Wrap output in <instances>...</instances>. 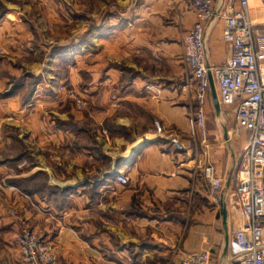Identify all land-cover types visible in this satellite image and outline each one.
I'll return each mask as SVG.
<instances>
[{
	"label": "crops",
	"instance_id": "crops-1",
	"mask_svg": "<svg viewBox=\"0 0 264 264\" xmlns=\"http://www.w3.org/2000/svg\"><path fill=\"white\" fill-rule=\"evenodd\" d=\"M20 12L18 45L10 44L9 23H0V45L7 50L0 69L22 76L18 67H26L37 80L26 96L8 98L2 115L5 124L18 129L20 145L18 156L12 157L7 151L14 143L8 138L0 143V264H21L14 237L24 225L54 246L57 264H117L130 255L142 261L155 253V246L169 248L170 231L188 226L187 217L177 219L174 214H187L189 202L195 207L190 209V229L203 224L204 202L221 225V192L217 199L211 194L203 170L211 165L224 184L232 159L234 173L239 165L247 134H233L234 110L223 107L233 122L226 125L228 147L217 127L206 130L205 143L190 136V96L184 90L180 54L181 38L195 14L186 0H38L24 4ZM221 31L218 18L205 37L211 64L222 63L227 55ZM156 56L161 59L159 72ZM45 70L51 75L44 76ZM128 70L136 75L127 76ZM77 71L89 75L86 86L98 87L95 98L103 99L97 114L85 117L98 119L99 141L87 131L76 132V114L55 88L79 82ZM47 85L56 90L50 102L41 94ZM47 104L50 110L44 109ZM109 119L119 132L115 137L101 127ZM155 119L172 128L184 151L172 147L166 129L164 135L155 134ZM80 138L86 140L77 143ZM22 160L29 167L9 176ZM120 172L129 179L127 187L115 182ZM39 173L42 178L34 183L41 180L46 188H34L29 195L28 178ZM13 180L21 182L20 188L10 183ZM232 188L233 177L228 195ZM227 222L230 241L229 202ZM155 229L164 233L157 235ZM201 239L193 232L181 257L199 251ZM107 254L115 260L108 261Z\"/></svg>",
	"mask_w": 264,
	"mask_h": 264
},
{
	"label": "built area",
	"instance_id": "built-area-1",
	"mask_svg": "<svg viewBox=\"0 0 264 264\" xmlns=\"http://www.w3.org/2000/svg\"><path fill=\"white\" fill-rule=\"evenodd\" d=\"M186 2L195 14L194 24L181 38L180 62L186 76L184 90L190 96L188 125L193 140L205 143L210 103L203 35L213 14L215 0ZM219 19L221 41L227 46V55L220 64L209 63V70L220 105L234 110L233 134H247L246 146L233 175V188L228 195L233 222L228 264H264V6L261 0H227ZM68 97L83 106L74 91H69ZM153 127L156 135H164L158 121L153 122ZM169 141L176 150H184L176 138H169ZM26 167L25 160L19 161L9 176L14 177L17 171ZM203 175L211 194L217 199L223 186L222 178L211 165L204 168ZM115 182L125 187L128 178L118 174ZM14 244L21 264L57 263L54 246L27 225L19 229ZM210 263L208 250L187 253L178 262Z\"/></svg>",
	"mask_w": 264,
	"mask_h": 264
},
{
	"label": "rangeland",
	"instance_id": "rangeland-1",
	"mask_svg": "<svg viewBox=\"0 0 264 264\" xmlns=\"http://www.w3.org/2000/svg\"><path fill=\"white\" fill-rule=\"evenodd\" d=\"M26 3L34 5V4L38 3V0H36L35 2H31L29 0H0V23L5 22V21L7 23H9V29H10L11 36L13 35V38H10L11 39L10 44L12 43V47H13V45H18V38H17L18 30H19V26L23 23V21L21 20V12L20 11H21V7ZM251 6H253L252 3H251ZM35 15H36V11L33 10L31 13V17L32 16L35 17ZM6 55H7L6 48L4 46L0 45V59H4L6 57ZM154 60H155L156 68H157L156 71L159 72L158 67L160 65L161 59L158 60V59L154 58ZM20 69H21V71H20ZM18 70H19V72H17V75L19 73H21L24 76L23 75L22 76H15V75L12 76V75L8 74L9 72L7 70H4L3 68L0 69V77L2 79H4V81H5V84L0 86V143L3 142L6 138L10 139L11 142L14 143V145L11 146L10 149L7 151L9 154H11L12 157H16L19 154V145L20 144H19L18 129H16L14 126H11L10 124H5L2 120L3 119L2 115L6 112L7 102L9 100L8 98H10V97L12 98L15 94H18V95L22 94V95L26 96L27 93L29 92V90H31L34 87V85L32 83H34V81L37 80V78L31 74V71L26 69V67L25 68L24 67H18ZM130 71L131 70H128L125 72L127 76L128 75L129 76H135L136 75L135 72L131 73ZM51 72H52L51 70H47V71L45 70L44 76H47V74L51 75ZM59 72L61 74L66 73L65 70L59 71ZM77 72H78L77 73V79H79L78 77H80L81 79L78 80L79 82H76L75 85L61 86L59 88L58 87H55V88H57L58 92H60L64 96V98L66 99V102L68 103V105H66V108L69 110H74V112L76 114V132H79L80 130L87 131L89 133L88 137L94 136L96 138V136H97V141H99V137H98L99 135H97V132H96L98 130L97 129L98 125H96V124H99V121H97L98 119L94 120L93 118H85V117H87L90 114L96 113V111L99 110L97 108L101 105L102 97L99 96L98 99L95 98V94L98 91H96L94 89H96L98 87L86 86L87 82L89 80L88 79L89 75L85 74L84 71H81V72L77 71ZM183 76L186 78L184 71H183ZM26 78L28 79L27 85L25 84ZM52 88L53 87H51V85L41 87V94H43L46 97L48 102L51 101V97L53 96L52 93H56V92H54L56 90H53ZM69 91H74L75 93L78 94L79 99L81 100V102H83L82 107L78 106V104L75 101L71 100L68 97ZM112 94H116V93L113 91ZM48 98H50V99H48ZM47 101H45V102H47ZM44 109L50 110L51 108L47 104V106L45 105ZM154 121H158L161 124V122L157 119L153 120L152 124ZM223 121H224L225 126L227 124L233 125L232 117H231L230 113H226L225 111H223ZM101 127L105 128V129L108 128L109 131H107V135L109 137H115L116 135L119 134V132L116 130V127L111 124V119L103 121V124H101ZM162 127H163V125H162ZM216 127H217V124L215 121L213 111H212V109H208L207 110V119H206V130L208 128L210 130H214V129H216ZM233 128H234V125L232 126V129ZM163 129H164V134L168 133L169 138H176L177 141L183 146V144L180 142L178 137L172 132L171 127L170 128L163 127ZM165 129H166V133H165ZM87 132H86V134H87ZM190 136H191V134H190ZM77 138H79V137H77ZM85 140H84V138L77 139V143H83V141H85ZM172 147H173V145H172ZM183 148H184V146H183ZM7 152H6V154H7ZM179 152H181V151H179ZM27 166H28V163H27ZM118 174H122V173L120 172ZM122 175H124V174H122ZM128 185H129V179H128V184L125 187H127ZM56 202L57 203L60 202L59 198L57 199ZM189 206H190V209L195 210L194 205L191 204L190 202H189ZM201 207H202V212H203V218L201 220H202L203 224L201 225V227H198L197 230L190 229L191 222L189 221V218H190V209L189 208H188L187 214H186V212L176 213V214H174V216L177 217V219H180V218L183 219V218L187 217L188 226L185 229L181 228L179 230L170 231L172 238H171V244L169 245V248L166 247V249H164V247H156L155 246L154 247V248H156L155 253L146 257L142 261H139V260H137L138 259L137 257L130 255V256H128L129 259H127V257L123 258L122 263H117V264H178L179 259H180L181 255L183 254L182 253L183 245L188 240V238H190V236L193 234V232H194V234H195V232L197 233V236L199 239L202 238L201 240L203 241L202 242L203 246L200 248H203V250H208L210 252L211 261L213 264L214 261H216L218 259V255L220 253V249H221V245H222V227L219 223V220L216 217H214V220L212 219V215H211L212 211L210 209V206H208V204L206 202H204ZM198 208H200V207H198ZM153 214L155 216L158 215V213H156V212H153ZM152 231L157 235H162V233H164L162 229H155ZM165 232L168 233L169 231H165ZM149 233H150V231H149ZM145 241H148V239ZM110 243H112V245L110 247L114 251L116 248L115 247V238L111 237ZM200 248L197 250H200ZM128 249L131 250L132 247H129ZM57 256H58V254H57ZM106 257H109L108 261L111 260V262H113L115 260L113 258L114 256H112V255L109 256L107 254ZM112 258H113V261H112Z\"/></svg>",
	"mask_w": 264,
	"mask_h": 264
},
{
	"label": "water",
	"instance_id": "water-1",
	"mask_svg": "<svg viewBox=\"0 0 264 264\" xmlns=\"http://www.w3.org/2000/svg\"><path fill=\"white\" fill-rule=\"evenodd\" d=\"M226 2L227 0H217L216 1L214 5L213 14L210 20L207 22L205 29H204L203 41H204V61H205V66L207 68V78H208V92H207L208 99H209L210 107L215 117L217 128L220 133V138L222 142L224 143V145L228 147L230 139L227 133L226 126L223 121V107L220 105L218 98H217L212 74L209 70L210 65L208 61L206 44H205V37L207 36V33L212 28L213 24L219 18L221 12L223 11V8L226 5ZM235 166H236V161L232 159V169L229 173V176L226 179V182L223 184L221 193H220L219 216H220V221H221L223 240H222V247H221L218 264H226L227 258H228L229 232H228V222H227V202H228L229 184H230L231 178L234 175Z\"/></svg>",
	"mask_w": 264,
	"mask_h": 264
},
{
	"label": "trees",
	"instance_id": "trees-1",
	"mask_svg": "<svg viewBox=\"0 0 264 264\" xmlns=\"http://www.w3.org/2000/svg\"><path fill=\"white\" fill-rule=\"evenodd\" d=\"M42 174H34V175H31L29 178H28V183H27V188H28V190H27V193L29 194V195H32V192L33 191H31V190H33L34 188H39V189H44V188H46L45 187V184L41 181V180H39L38 182H35L34 183V181L36 180L35 178L37 177V178H39V179H41L42 178V176H41ZM41 177V178H40ZM10 183H12L13 185H15V186H17L18 188H20V181L19 180H16V181H10ZM21 189H22V187H21ZM49 191V190H48Z\"/></svg>",
	"mask_w": 264,
	"mask_h": 264
}]
</instances>
